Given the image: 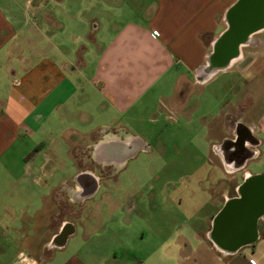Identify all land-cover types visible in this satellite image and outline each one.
<instances>
[{"label":"crops","instance_id":"obj_1","mask_svg":"<svg viewBox=\"0 0 264 264\" xmlns=\"http://www.w3.org/2000/svg\"><path fill=\"white\" fill-rule=\"evenodd\" d=\"M236 1L0 0V176H16L12 187H0V264H264V216L255 242L235 253L222 251L210 238L213 218L226 201L239 196L247 177L264 174L250 169L257 160L264 165V138L257 136L264 134V114L261 126L252 127L257 153L242 172L215 157L223 177L206 188L216 207L205 218L207 228L191 218H166L140 249L138 238L123 230L133 223L126 213L136 205L110 201L115 210L126 211L108 221L115 224L116 245L67 250L78 236V223L100 224L104 238L106 221L99 212L92 221L91 213L102 203L113 208L108 200L89 203L102 187L99 174L81 161L100 169L114 166L132 152V141L110 132L113 127L159 123L153 114L163 112L165 121H177L193 87L234 66L241 54L225 69L208 70ZM257 34L264 39V29L250 38ZM85 173L97 183L87 198L79 178ZM200 190L186 189V203L195 204ZM66 223L75 231L51 244Z\"/></svg>","mask_w":264,"mask_h":264},{"label":"rangeland","instance_id":"obj_2","mask_svg":"<svg viewBox=\"0 0 264 264\" xmlns=\"http://www.w3.org/2000/svg\"><path fill=\"white\" fill-rule=\"evenodd\" d=\"M259 37L260 34L254 35L248 41L249 46L241 47L242 56L235 61L232 68L219 73L206 84L196 85L191 93L186 94L188 105L184 113L179 114L177 121H165L163 117L166 114L163 112L161 117L159 113L153 114L162 120L159 123L149 125L140 122L132 125L125 122L126 125H122L121 128L113 127L110 132L121 135L124 142L132 141L128 143L132 146V152L114 166L100 169L92 161H81L83 168L91 166L101 179V191L99 190L89 203L108 200L113 208L110 209L102 203L101 208L96 207L91 213L92 221L96 220L93 218L96 212H99L97 216L106 221L101 232V235H106L104 238H99L100 224L78 223V236L68 246L69 254L83 248L100 250L115 246L116 227L114 223L108 221L112 217L123 218L126 214L132 216L133 223L130 226L125 225L123 230L126 235L138 238L139 242L135 246L140 249L147 247L148 236L160 231L166 218L173 221L191 218L196 226L203 230L207 228L205 218L210 217L216 211V207L212 205V195L206 188L213 187L214 182L223 177L214 163V145L224 133L223 126L227 123V117L223 115L225 109L239 111L241 119L256 130L262 123L264 71L261 65H256L250 67V74H242L247 70L248 61L258 57L260 46H264V39L261 40ZM190 77L191 81L195 80L193 75ZM235 86L240 90L238 91ZM225 105L228 108L224 107ZM144 119L147 120V116ZM257 136L264 138L260 131ZM137 141L140 143H135ZM262 162L261 160L252 162L250 169L264 170V165L260 167ZM15 178L16 176L8 173L2 174L0 187H12ZM116 187L119 189L116 190ZM125 187L131 192L123 193ZM197 187L201 190L195 204L186 203L184 191L191 189L189 194H193L194 188ZM126 200H132L136 205L133 213L115 210V204L110 203ZM82 211L81 208L77 210V218L80 219ZM88 211H85L84 216H89L86 214ZM187 227L188 225L183 229L186 232ZM84 236L90 237V240L84 242L82 239Z\"/></svg>","mask_w":264,"mask_h":264},{"label":"water","instance_id":"obj_3","mask_svg":"<svg viewBox=\"0 0 264 264\" xmlns=\"http://www.w3.org/2000/svg\"><path fill=\"white\" fill-rule=\"evenodd\" d=\"M226 20L228 27L209 57V71L228 67L239 56L241 46L264 27V0H237L229 7ZM239 187V196L226 201L210 231L211 240L227 253L255 242L258 221L264 216V174L247 177Z\"/></svg>","mask_w":264,"mask_h":264},{"label":"flooded vegetation","instance_id":"obj_4","mask_svg":"<svg viewBox=\"0 0 264 264\" xmlns=\"http://www.w3.org/2000/svg\"><path fill=\"white\" fill-rule=\"evenodd\" d=\"M262 29H264V27ZM240 53L241 52H239V55ZM256 65H261L264 71V46L260 56L250 59L246 64V67L249 69L247 74L251 73L250 67H256ZM236 89L238 91L240 90L238 88ZM224 107L228 108L227 105ZM238 113L239 111L234 109H225L223 115L227 117V123L223 126V135H221L220 140L214 145V151L215 157L218 158L220 156L222 158V163L225 165H232L236 171L242 172L248 160L256 155L257 151L253 147H256L259 143V138L253 133L251 125H248L245 120H242ZM90 176V174L85 173L79 177L82 187H85L83 193L87 195L86 198L89 197L92 187H97L95 180ZM98 178V187H100L101 179L100 177ZM86 214L88 215V213ZM74 231V224L66 223L62 225L51 244H61L66 237Z\"/></svg>","mask_w":264,"mask_h":264},{"label":"built area","instance_id":"obj_5","mask_svg":"<svg viewBox=\"0 0 264 264\" xmlns=\"http://www.w3.org/2000/svg\"><path fill=\"white\" fill-rule=\"evenodd\" d=\"M154 35H156V36H157V35H159V33H158L157 31H154Z\"/></svg>","mask_w":264,"mask_h":264}]
</instances>
